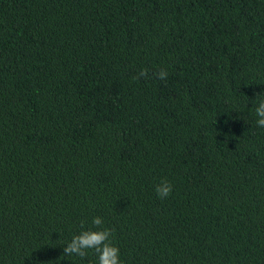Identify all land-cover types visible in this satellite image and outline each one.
Returning a JSON list of instances; mask_svg holds the SVG:
<instances>
[{
	"label": "trees",
	"instance_id": "1",
	"mask_svg": "<svg viewBox=\"0 0 264 264\" xmlns=\"http://www.w3.org/2000/svg\"><path fill=\"white\" fill-rule=\"evenodd\" d=\"M260 99L264 0H0V264H264Z\"/></svg>",
	"mask_w": 264,
	"mask_h": 264
},
{
	"label": "clouds",
	"instance_id": "2",
	"mask_svg": "<svg viewBox=\"0 0 264 264\" xmlns=\"http://www.w3.org/2000/svg\"><path fill=\"white\" fill-rule=\"evenodd\" d=\"M147 74L148 70L142 69L134 79L146 77ZM155 75L158 79L164 80L167 78L168 73L161 69ZM254 112L257 117L256 126L264 128V99L257 101ZM172 190V184L167 179L162 180L155 187V192L160 199L167 198ZM92 224L96 226L97 230H85L78 235H74L64 247V255L66 257L78 256L83 259L87 255L88 250H94L97 255V264H120L119 248L110 241L111 230L100 227L103 224L101 217L93 218Z\"/></svg>",
	"mask_w": 264,
	"mask_h": 264
}]
</instances>
